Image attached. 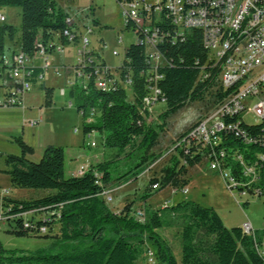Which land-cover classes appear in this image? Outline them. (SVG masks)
I'll return each instance as SVG.
<instances>
[{"label": "trees", "instance_id": "1", "mask_svg": "<svg viewBox=\"0 0 264 264\" xmlns=\"http://www.w3.org/2000/svg\"><path fill=\"white\" fill-rule=\"evenodd\" d=\"M121 1V0H120ZM130 1V0H128ZM19 6L21 8V41L19 48L33 56L39 48V42L49 43L54 35L59 37L63 47L71 43L63 31L68 27V14L58 7L57 0H0V7ZM163 22L159 23L161 31L167 38L158 45L169 64L158 69L160 78L155 79L150 64L146 60L145 47L140 42L131 44L122 61V79L129 77L133 100H129L127 88L117 84L113 90L96 88L93 78L86 86L76 85L69 91V96L76 98L77 110L83 112L84 136L98 131L103 136L104 145L115 148L106 152L101 161L91 164L83 175L66 174V150L61 145L50 144L44 149L38 161L30 160L27 155L33 153L21 135L15 136L21 152L5 155L6 173L13 187L23 189H43L47 194L30 199H15L0 187L2 214L8 217L10 229L18 234H26L24 221L29 220L38 225L49 218V228L59 223V239H55L48 249H39L34 253H17L6 250L0 243V264H137L147 248V241L155 247L157 261L160 264H264V255L258 249L264 238V229L247 233L242 226L228 228L220 214L213 207H205L193 200H182L176 204L168 203L162 209L148 210L146 220H138L133 214L132 205H127L120 213L113 212L103 195L108 185L117 181H126L128 177H137L146 164L154 161L151 152L157 144L164 124L154 126L147 121L145 97L150 92V85L155 84L161 90L167 108L160 114L166 118L176 113L189 102L202 101L205 93L211 96V105L215 106L229 93L218 85V69L211 67L208 51L203 43L200 30L186 33L176 38L177 32L170 18L163 13ZM99 24L98 20H94ZM132 23L126 29H133ZM17 30L14 26L0 24V58L9 49L6 40L13 42ZM183 38V39H182ZM75 38L73 42H77ZM99 56V55H98ZM100 57V56H99ZM210 72L209 79H200L201 72ZM31 75L26 78L33 86L39 81L43 69L30 66ZM6 67L0 65V87L3 94L11 95L10 84L5 83L3 73ZM7 78H9L7 76ZM41 87L45 91L46 105L52 104L53 88ZM90 108L99 111L93 122L85 121ZM97 115V113H96ZM241 129L247 137L254 138L248 142L243 134L223 133L217 147H224L225 160L232 162L235 150L243 153L247 161L254 160L257 153L264 154V120L248 124L244 120ZM127 149H130L127 152ZM182 151V150H181ZM3 154L0 152V157ZM125 157L134 160L125 172L114 176L116 162ZM203 159L199 154H185L184 163L173 158L171 164L163 171L160 187L173 184L187 166H193ZM261 194L264 190V162L260 165ZM159 181L151 180V186ZM152 193L142 196L148 199ZM248 200L244 201L246 205ZM29 211L41 213L39 221L18 216ZM146 213V212H145ZM177 218L182 222L181 261L178 263L170 244L159 234L158 230L171 225ZM64 245L61 250L53 248L56 244ZM153 252V251H152Z\"/></svg>", "mask_w": 264, "mask_h": 264}, {"label": "built area", "instance_id": "2", "mask_svg": "<svg viewBox=\"0 0 264 264\" xmlns=\"http://www.w3.org/2000/svg\"><path fill=\"white\" fill-rule=\"evenodd\" d=\"M116 1L126 16V25L134 24L135 27L132 30L136 34V41L145 47L146 60L156 74L155 79L161 77L157 74L158 69L169 64L158 47L164 38H167L158 25L163 22V13L170 18L172 26L175 27L176 38L178 35L184 37L186 33L193 30L202 32L203 43L208 51L211 67L218 69L216 90L221 88L228 90L229 93L221 102L213 106L209 113L203 115L192 130L183 135L179 144L182 158L184 159L185 154L196 155L202 150L203 158L209 161L212 170L222 174L228 188L235 187L241 194L248 192L261 195L258 186L259 167L264 162V154L257 153L254 160L247 161L244 154L237 149L233 153L232 162H230L225 160L224 147H217V139H222L223 133L226 132L235 135L243 134L242 137L251 142L254 138L247 137L241 129V123L244 120L243 114L252 112L259 120H264V0ZM6 20L7 17L0 9V24ZM66 23L68 27L63 31V35L70 42L77 38V42L80 44L77 50V64L74 67L55 66L53 70L61 75V71L73 69V78L68 81L67 89L70 91L78 84L85 87L90 78H93L94 86L97 89L107 88L111 91L117 84L129 87L131 79L129 77L122 79L121 77L122 62L116 67L118 70L116 74L90 47L88 37L80 35V25L77 26L74 18L68 16ZM92 31L93 28L89 26L88 32ZM54 36V39L47 44L39 42V48L33 56H29L21 48L6 52L1 56L0 65L6 67L3 76L5 83L11 85V95L0 94V106H22L25 93L33 88V84L26 78L31 75L29 67L36 66L35 58L44 59V65L38 66L43 69V72L51 69L48 53L54 50H64L59 40L61 33ZM114 54H118L117 51H114ZM44 76L43 73L38 79L41 80ZM210 76V72L204 73L203 70L199 78L206 80ZM149 89L150 92L145 97V108L148 112L146 119L151 122L154 107L159 103L166 102L163 96L161 97V90L155 84L150 85ZM66 91L63 88L62 94L65 95ZM255 98L258 101L251 107L250 103ZM69 104L73 105V102L70 100ZM81 113L83 114V112ZM96 113L94 108L88 110L85 121L93 122ZM41 121L42 117H39L29 120L28 123L31 126H36ZM91 145L95 146L96 143L93 142ZM86 170L87 166H80L77 175H83ZM160 186V183L156 182L151 186V190H157ZM4 191L8 193L7 190ZM108 191L105 190L103 195L110 201L112 197ZM183 191L187 192L188 189L185 188ZM167 205L168 202H164L163 208ZM32 213L34 211L18 216L25 217ZM145 215L143 209L136 211L137 219L143 220ZM0 218L8 220V217L3 214L0 215ZM48 220L50 219H45L42 225L25 220L23 227L27 232L37 231L46 234L49 231ZM243 228L247 233L253 231L250 223H245ZM257 249L264 255V238L261 244H257ZM148 254L152 260L154 253L150 251Z\"/></svg>", "mask_w": 264, "mask_h": 264}, {"label": "rangeland", "instance_id": "3", "mask_svg": "<svg viewBox=\"0 0 264 264\" xmlns=\"http://www.w3.org/2000/svg\"><path fill=\"white\" fill-rule=\"evenodd\" d=\"M148 1L158 2L160 0ZM57 3L58 7L62 8L68 16L74 18L77 26L80 25V35L88 37L90 47L117 74L116 67L121 64L126 50L131 44L136 43L137 39L132 29H126V16L119 3L116 0H57ZM0 9L7 17L4 23L14 26L17 30L13 42L6 40V46L9 48L7 53H9L13 49H18L21 41V8L19 6H4ZM94 20H98L99 24H95ZM89 26L93 28L92 32H88ZM79 45V42H71L65 45L63 51L54 50L48 53V62L51 69L45 70L44 78L39 80L31 91L25 93L24 104L46 110V113L42 112L43 119L52 124L54 133H60V138L63 135L65 136L64 139L59 141L64 143H67L66 140L72 141L73 150L81 153L78 163L88 167V159H92L93 163H95V157L98 158L97 161H101V156L104 153L113 152L116 149L105 146L103 136L98 131L89 136H84L82 113L77 110L78 102L76 98L70 97L69 89H67L68 81L73 78V69L69 68L61 71V75L53 70L55 66H76ZM114 51H117L118 54H114ZM36 63L38 66H43L44 59L37 58ZM42 83L46 87L53 88L52 104L50 106L46 105L45 91L41 87ZM78 83H80L79 80ZM62 88L67 90L66 96L62 94ZM127 92L129 100H133L132 90L129 87H127ZM2 93L3 90L0 87V94ZM70 100L73 105L69 104ZM210 100L211 96L207 91L202 101L189 102L166 118L159 117L166 110V103H159L154 107L151 123L154 126L158 124L165 125L160 132L157 144L151 151L156 158L146 164L137 177L130 176L126 181L120 183L114 181L108 185V194L112 199L107 201V204L113 212L120 213L127 205L131 204L133 214L138 208H142L146 212L143 220L138 219L144 221L148 216V210L162 209L164 202L172 205L182 200H193L205 207H213L220 214L228 228L243 227L245 223H250L253 230L260 231L264 229V190L261 195H258L257 193L248 192L241 194L235 187L228 188L222 174L212 170L209 161L204 158L193 166H187L186 171L180 174L173 184H168L157 190H150L151 180L156 178L159 180L157 182L161 183L165 173L163 170L171 164L173 158L179 160L177 166L184 163L183 155L179 149L180 141L186 132L192 130L198 124L203 115L212 110L213 106ZM257 101V98L253 99L250 106H254ZM3 108L7 107L0 106V110H3ZM98 115H100L99 111H97L96 116ZM2 117L3 114H0V120H2ZM242 117L248 124H256L259 121V118L252 112L244 113ZM10 129V125L0 124V149L3 151L7 150L4 148L7 142L3 141L1 134L10 131ZM93 142L96 143L95 146L91 145ZM68 143L65 145H70V142ZM15 144L16 147H19L17 143ZM63 147L66 150V147ZM129 150L127 149V152ZM8 151L4 154L13 153L12 150ZM5 155L0 157V169L6 168ZM133 163L134 160L121 157L116 162L118 167L117 169L114 168V176L117 177L118 173L127 171ZM0 186L8 191V195L16 198H36L50 192L43 189L13 187L9 176L2 171H0ZM185 188L188 189L187 192L183 191ZM147 192L152 194L148 199L143 200L142 196ZM246 200H248V203L243 205ZM42 217L41 213L35 214L33 217L32 214L26 216L27 219H34L35 221H39ZM135 217L137 218L136 215ZM59 230V223H53L52 228H49L46 234L31 231L22 235L10 229L7 219L0 218V243L6 250H13L17 253H34L39 249H48L55 239H59ZM181 231L182 222L177 218L171 220L170 226L158 230L159 234L172 247L178 263L181 261ZM53 246V248H58L55 250L57 251L61 250L64 245L59 243ZM147 248L152 249L154 253L152 260L151 256L145 252L139 258L137 264H160L155 254L156 248L149 241H147Z\"/></svg>", "mask_w": 264, "mask_h": 264}, {"label": "crops", "instance_id": "4", "mask_svg": "<svg viewBox=\"0 0 264 264\" xmlns=\"http://www.w3.org/2000/svg\"><path fill=\"white\" fill-rule=\"evenodd\" d=\"M14 50V49H13ZM12 50V51H13ZM37 58L34 59V64L36 66ZM63 89V88H62ZM65 94L64 96H66ZM25 96L23 98V104L19 107H7L3 108V110H0V114H3V117L0 120V124L4 125H10L11 129L8 132H3L1 134V137L3 138V141H6L7 144H5V147L7 150L3 151L0 149V152L5 155V152H9L8 150H12L14 154H19L21 152L19 147H16L15 142L13 141V138L15 136L21 135L25 142L30 145L33 148V153L28 154L27 157L32 161H38L44 152V149L47 145L55 144V145H63L66 147V174L69 173V175H77V170L80 166H83L78 163V159L81 156L80 152L77 150H73V144L72 141H67V143H64L63 141H59L60 139H64L65 136L63 135L62 138L60 133L56 134L54 133V129L52 128V124L48 122V120L43 119L42 112L46 113V110H43L42 108H35L30 105H25L24 100ZM39 117H42V121L36 125L31 126L28 121L32 119H37ZM9 138H11L9 140ZM70 145H65L69 144ZM71 146V148H70ZM100 157V156H99ZM95 163H97L98 158H94ZM68 160V164H67ZM92 160V159H91ZM88 159V167L93 163V160L91 161ZM85 166V165H84ZM68 172V173H67ZM1 187V186H0ZM1 189L4 191L3 187ZM15 199H25V198H16Z\"/></svg>", "mask_w": 264, "mask_h": 264}, {"label": "bare ground", "instance_id": "5", "mask_svg": "<svg viewBox=\"0 0 264 264\" xmlns=\"http://www.w3.org/2000/svg\"><path fill=\"white\" fill-rule=\"evenodd\" d=\"M220 142V140L219 139H217V145H218V143Z\"/></svg>", "mask_w": 264, "mask_h": 264}]
</instances>
